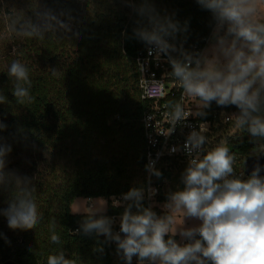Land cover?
Segmentation results:
<instances>
[{
	"label": "trees",
	"instance_id": "obj_1",
	"mask_svg": "<svg viewBox=\"0 0 264 264\" xmlns=\"http://www.w3.org/2000/svg\"><path fill=\"white\" fill-rule=\"evenodd\" d=\"M218 22L207 0H0V264H47L60 254L72 264H135L116 235L84 228L129 206L145 209L140 200H109L145 184L147 103L133 58L159 37H210ZM15 62L30 83L9 75ZM17 84L28 96L14 95ZM211 103L240 115L235 105ZM258 107L253 115L264 119V90ZM248 127L237 124L227 137L245 157L264 146ZM77 197H105L107 212L74 214ZM22 198L37 204L30 230L10 228L4 214Z\"/></svg>",
	"mask_w": 264,
	"mask_h": 264
},
{
	"label": "clouds",
	"instance_id": "obj_2",
	"mask_svg": "<svg viewBox=\"0 0 264 264\" xmlns=\"http://www.w3.org/2000/svg\"><path fill=\"white\" fill-rule=\"evenodd\" d=\"M207 7L227 24V32L233 37L222 47L226 63L221 66L215 56L203 67L175 62L173 74L185 94L202 100L205 106L212 101L218 106L235 105L240 110L237 123H247L252 136H264V119L253 115L259 111L264 90V23L257 19L258 10H264V0H207ZM9 75L30 83L27 69L19 62L11 65ZM14 95L23 98L28 92L17 84ZM181 114L177 106L175 116L180 118ZM190 140L198 148L204 137L194 135ZM233 162V155L223 145L206 152L202 159L190 160L183 189L172 193L167 205L182 217L200 221L198 227L181 232L190 239L199 237L183 246L165 239L169 232L175 235L174 215L157 217L147 208L133 213L129 206L120 221L124 238L115 237L125 258L131 262L136 255L140 260L159 259L161 264H264V177L259 176L257 166L247 180L230 179ZM125 198L138 201L140 192L132 189ZM4 214L12 229L30 230L39 219L37 204L26 198L12 203ZM84 228L110 231L106 219L91 220ZM51 239L55 242L58 237ZM47 264L72 261L63 254L50 255Z\"/></svg>",
	"mask_w": 264,
	"mask_h": 264
},
{
	"label": "built area",
	"instance_id": "obj_3",
	"mask_svg": "<svg viewBox=\"0 0 264 264\" xmlns=\"http://www.w3.org/2000/svg\"><path fill=\"white\" fill-rule=\"evenodd\" d=\"M210 38L211 36L189 42L174 37H159L148 42L133 58L140 97L147 103L141 118L145 138V184L137 190L140 192L139 200L157 217L167 215L158 205V198L164 196L165 183L170 180L164 174H170L172 180L178 177L183 184V175L190 160L202 159L206 152L217 146H226L229 154L234 157L230 179L247 180L250 177L244 167L246 157L233 151L227 140L238 124L237 113L225 107L218 108L212 103L205 106L202 100L188 96L173 74L175 62L203 67ZM177 106L182 110L180 118L175 116ZM194 135L204 137V142L198 148H194L190 140ZM258 153L264 158V146ZM126 195H112L109 200L113 206H123L135 200L126 199ZM87 200L89 207H93L92 198ZM121 218L120 214L102 216L100 219L108 221L110 231L99 233L119 235L123 239L124 233L120 231ZM176 243L183 246L188 242L183 239ZM126 263L155 264L150 259L140 260L138 257L131 262L127 260Z\"/></svg>",
	"mask_w": 264,
	"mask_h": 264
},
{
	"label": "rangeland",
	"instance_id": "obj_4",
	"mask_svg": "<svg viewBox=\"0 0 264 264\" xmlns=\"http://www.w3.org/2000/svg\"><path fill=\"white\" fill-rule=\"evenodd\" d=\"M257 19L259 22L263 21L264 10H258ZM227 27H228L227 24L220 20L215 26L210 41L207 44V48L203 58V66L207 60L212 59L214 56L219 59L221 66H223V64L226 63V60L223 56L222 47H226L233 40V37L227 32ZM169 182L176 183L173 180L168 181L167 183ZM169 203L170 200L164 203L163 207L168 208L170 213L174 215L175 223L173 227H175L176 229L175 235L179 237V241L188 238L181 235V232L189 228L198 227L200 221L195 218L182 217L181 214L174 213L173 209L167 207ZM89 204L90 203L88 202L87 198L77 197L71 205V211L74 214H105L107 212L108 199L105 197L92 198L91 204L93 205V207H89ZM181 220H183V223H180ZM196 238H198V236L193 237L192 239H196ZM135 259H136V255H134L131 260H135ZM154 262L155 264L160 263V260L157 259Z\"/></svg>",
	"mask_w": 264,
	"mask_h": 264
},
{
	"label": "crops",
	"instance_id": "obj_5",
	"mask_svg": "<svg viewBox=\"0 0 264 264\" xmlns=\"http://www.w3.org/2000/svg\"><path fill=\"white\" fill-rule=\"evenodd\" d=\"M169 181H171V180H169ZM174 181V180H173ZM174 182H176V181H174ZM176 183H178V182H176ZM176 183H173V182H169V183H165V188H164V198H162L160 201H159V203H158V205H159V207H161L162 209H164V211L167 213V215H171V213H170V211L168 210V208H166V207H163V205H164V203H166V202H168L169 201V197H170V195L172 194V193H174V192H176V191H180V190H182L183 189V185H180L179 183L178 184H176ZM169 235H172V236H174L175 237V241H179V237L177 236V235H173L171 232H169ZM199 238V237H198ZM187 239V242L188 243H190V242H192V239H190V238H186ZM197 239V238H196ZM137 258V257H136ZM156 264H161V262L160 263H156Z\"/></svg>",
	"mask_w": 264,
	"mask_h": 264
},
{
	"label": "water",
	"instance_id": "obj_6",
	"mask_svg": "<svg viewBox=\"0 0 264 264\" xmlns=\"http://www.w3.org/2000/svg\"><path fill=\"white\" fill-rule=\"evenodd\" d=\"M259 167V176L264 177V158L260 153L254 155V156H248L246 157L244 161V167L247 174L251 175L254 168ZM2 264H17L14 261H6Z\"/></svg>",
	"mask_w": 264,
	"mask_h": 264
}]
</instances>
